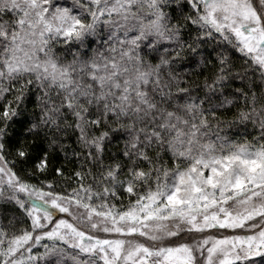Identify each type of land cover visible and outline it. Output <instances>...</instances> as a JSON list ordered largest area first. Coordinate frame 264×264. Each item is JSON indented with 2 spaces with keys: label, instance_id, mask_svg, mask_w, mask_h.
Instances as JSON below:
<instances>
[{
  "label": "snow or ice",
  "instance_id": "snow-or-ice-1",
  "mask_svg": "<svg viewBox=\"0 0 264 264\" xmlns=\"http://www.w3.org/2000/svg\"><path fill=\"white\" fill-rule=\"evenodd\" d=\"M0 264H264V0H0Z\"/></svg>",
  "mask_w": 264,
  "mask_h": 264
},
{
  "label": "trees",
  "instance_id": "trees-1",
  "mask_svg": "<svg viewBox=\"0 0 264 264\" xmlns=\"http://www.w3.org/2000/svg\"><path fill=\"white\" fill-rule=\"evenodd\" d=\"M53 163H56V161H53ZM69 170H70V166H69Z\"/></svg>",
  "mask_w": 264,
  "mask_h": 264
}]
</instances>
